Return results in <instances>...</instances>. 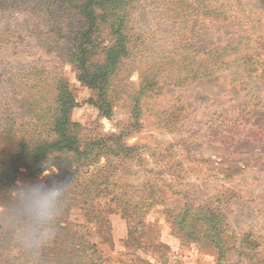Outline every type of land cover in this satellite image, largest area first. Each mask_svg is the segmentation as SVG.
Segmentation results:
<instances>
[{
  "label": "rangeland",
  "instance_id": "obj_1",
  "mask_svg": "<svg viewBox=\"0 0 264 264\" xmlns=\"http://www.w3.org/2000/svg\"><path fill=\"white\" fill-rule=\"evenodd\" d=\"M205 1L224 9L229 19L198 26L199 50L252 27L264 30V0ZM134 5L127 16L138 40L132 44H143L134 52L146 47L150 60L180 52L190 24L173 17L176 0H135ZM75 20L68 4L48 0H13L0 13V154L7 142L11 146L9 132L13 140L37 136L42 124L36 115L46 119L58 76L75 98L71 120L80 140L78 154L61 152L48 160L50 169L60 170L45 178L49 184L69 175L64 163L69 156L77 165L56 238L33 253L0 227V264H156L153 259L160 264H264V68L259 66L258 77L244 88L228 72L180 86L178 69H166L148 91L141 72L149 59L134 57L110 76L105 90L110 112L104 116L97 108L101 93L78 80V67L66 55L67 41H51L55 33L67 34ZM106 21L99 28L103 44L112 30ZM13 30L17 34L10 39ZM153 67L148 64L146 73ZM244 119L247 123L240 124ZM229 163L242 171L228 175ZM42 176L22 175L0 191V209L11 204L15 185L39 183ZM184 196L193 220L198 215L214 222L208 228L218 234L217 244L205 236L206 225L194 223L196 240L176 227L171 218L183 208ZM115 210L132 217V233L120 242L112 237L119 219ZM168 234L178 238L175 253L167 245Z\"/></svg>",
  "mask_w": 264,
  "mask_h": 264
},
{
  "label": "trees",
  "instance_id": "obj_2",
  "mask_svg": "<svg viewBox=\"0 0 264 264\" xmlns=\"http://www.w3.org/2000/svg\"><path fill=\"white\" fill-rule=\"evenodd\" d=\"M48 1L68 4L71 7V12L76 15V20L78 18L77 21H74L75 25L67 26L69 28L67 34L55 33L51 41L56 43L61 40L67 41L68 52L66 55L78 67V80L101 93V104L99 102L97 108L104 116L109 115L110 112V103L105 98V90L110 76L120 69L125 60L129 61L134 57H139V60L149 59L145 61L147 67L148 64H154L153 69H149L147 73V67L143 68L141 72L145 80V90L148 91H152L156 87L160 75H163L162 71L166 69L171 71L178 69L177 81L180 86L188 81L195 82L207 76L228 72L237 82L242 81L244 88L250 85L252 78L258 77V67L264 68V30H255V27H252L250 31L238 33L231 40L216 43L208 49H197L195 41L201 36L202 30L198 28L201 23L229 19L224 9L211 7L205 0H176V7L172 10L173 17L178 20L185 18L190 24V31L179 47L180 52L152 60L144 54L148 51L146 47L141 51L134 52L136 46L142 47L143 45L142 43L132 44L138 40L132 38L127 18L135 8V0ZM12 3L13 0H0V13L4 14ZM104 18L107 19L105 24L112 27L108 44H103L104 40L99 37L103 33L99 28L102 27ZM16 34L17 31L13 30L10 39H14ZM2 35L0 33V44L4 43ZM39 36H41L40 33ZM139 67H137L138 70ZM52 86L55 91V99L47 108L46 119L43 120L41 115H36L38 123L42 124L38 128L37 136L29 140L25 138L13 140L12 134L8 133L11 146H8L9 142H7L8 147L6 146L0 154V191L12 187L22 175H27L29 178L41 176L44 173L46 162L48 163L49 157L53 154L61 152L78 154L80 140L78 135L73 132L77 125L71 120L72 112L77 107L75 98L64 78L58 76L56 80L53 79ZM140 96L138 95V97ZM138 107V105L135 106L137 112H139ZM239 123L245 125L247 119ZM249 125L253 124L249 122ZM42 133H46V136H43ZM229 166L228 175L230 176H235L242 171L241 168L235 167V163H229ZM169 191L172 192L171 189ZM172 195L177 194L172 192ZM111 202L115 204L118 203V200L113 198ZM153 204L165 207V203L162 202H153ZM113 213H116L119 219L126 224L127 238L132 233L130 225L132 217L116 210ZM218 215L220 213L214 214V216ZM173 218L176 227L191 239L196 240V231L193 225L197 222L200 225H206L205 236L209 237L213 243L219 242L215 230L211 227L208 228V225H213L214 222H205V218H199L198 215L195 220L191 218V206L187 196H184V204L180 213L171 219ZM208 230L212 232V235L207 234ZM93 247L97 248L96 245ZM217 247H220V244ZM94 254H98V251L95 250ZM99 258L107 262V259L101 258V256ZM77 259L78 256L73 257V261L77 262Z\"/></svg>",
  "mask_w": 264,
  "mask_h": 264
},
{
  "label": "clouds",
  "instance_id": "obj_3",
  "mask_svg": "<svg viewBox=\"0 0 264 264\" xmlns=\"http://www.w3.org/2000/svg\"><path fill=\"white\" fill-rule=\"evenodd\" d=\"M64 163L67 177L47 183L45 178L53 173L59 175L60 170L50 169L46 162L40 182L15 185L10 190L11 204L0 209V227L7 228L25 251L39 252L56 238L57 221L65 207L64 196L77 173L73 157L69 156Z\"/></svg>",
  "mask_w": 264,
  "mask_h": 264
},
{
  "label": "crops",
  "instance_id": "obj_4",
  "mask_svg": "<svg viewBox=\"0 0 264 264\" xmlns=\"http://www.w3.org/2000/svg\"><path fill=\"white\" fill-rule=\"evenodd\" d=\"M113 229H112V234H113V240H114V242H120L121 240H123V239H125V237L127 236V226H126V224L122 221V220H120V219H118V220H116L115 222H113ZM169 235V237L172 239L171 240V243L170 242H166L167 243V245L170 247V249H172V252H174L175 253V247L177 246V244H175V242H173L174 240H176V239H178L177 238V236H175V235H172V234H168ZM174 253H172L173 255H174ZM187 254H189V253H186L184 256H186V258H188L187 257ZM180 259V258H179ZM184 259V258H183ZM152 263H156V264H160V263H158V261L156 260V259H153L152 260ZM162 264V263H161Z\"/></svg>",
  "mask_w": 264,
  "mask_h": 264
}]
</instances>
